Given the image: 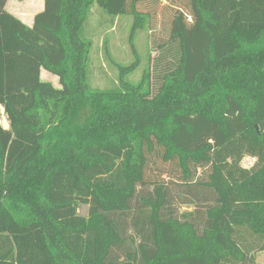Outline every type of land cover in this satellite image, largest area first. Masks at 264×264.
Listing matches in <instances>:
<instances>
[{
  "label": "trees",
  "instance_id": "obj_1",
  "mask_svg": "<svg viewBox=\"0 0 264 264\" xmlns=\"http://www.w3.org/2000/svg\"><path fill=\"white\" fill-rule=\"evenodd\" d=\"M7 3L0 264H257L264 0H44L32 26ZM93 4L113 23L132 17V36L153 32L158 55L137 84L131 37L136 61L117 64L116 88L91 87Z\"/></svg>",
  "mask_w": 264,
  "mask_h": 264
},
{
  "label": "rangeland",
  "instance_id": "obj_2",
  "mask_svg": "<svg viewBox=\"0 0 264 264\" xmlns=\"http://www.w3.org/2000/svg\"><path fill=\"white\" fill-rule=\"evenodd\" d=\"M36 2L37 0H34V3ZM26 3H29L28 0H10L9 8L7 5L6 9L10 13L12 11L15 12L20 5L25 6ZM90 11L91 15L89 16L87 24L84 26L83 38L92 43L89 51V78L91 87L95 90L102 91L116 88L119 75L117 64L128 66L136 61V56L133 54L130 45L131 37L137 51L139 65L126 79L130 83L137 84L145 68L149 65V58L151 57L153 61L158 55L155 51L151 50L153 32L147 29L144 31L137 30L132 36V17L121 16L116 18L113 23V19L99 6L93 4ZM35 16L36 14L26 19V23L28 22L32 26ZM159 16L163 17L161 12H159ZM154 25L157 26L158 29H161L163 27V21L158 19ZM106 52L108 54H106ZM41 78L45 82H50L56 88L60 87L58 78L46 71L42 70ZM7 123L8 122H3L2 126L5 127L8 125L7 128L10 129L9 123ZM254 161L255 159L253 158L245 157L242 161V165L251 167ZM80 213L82 216L86 217L87 208H81ZM263 258L264 253L258 256V260Z\"/></svg>",
  "mask_w": 264,
  "mask_h": 264
},
{
  "label": "crops",
  "instance_id": "obj_3",
  "mask_svg": "<svg viewBox=\"0 0 264 264\" xmlns=\"http://www.w3.org/2000/svg\"><path fill=\"white\" fill-rule=\"evenodd\" d=\"M29 3H26L25 6H19L17 10L14 12L12 11L11 14L15 15L19 19H21L26 25L31 26L28 22L26 23V19L32 17L33 15H37L38 13L44 10V0H37L34 3V0H28ZM10 0H8V8H9ZM33 13V14H32ZM264 252L258 253L257 257V264H264V258L258 260V256Z\"/></svg>",
  "mask_w": 264,
  "mask_h": 264
},
{
  "label": "built area",
  "instance_id": "obj_4",
  "mask_svg": "<svg viewBox=\"0 0 264 264\" xmlns=\"http://www.w3.org/2000/svg\"><path fill=\"white\" fill-rule=\"evenodd\" d=\"M0 115H1V124L3 125V122L4 123H6V122H8V120H7V116H6V114H5V109L2 107L1 108V112H0ZM2 117H3V119H2ZM9 123V122H8ZM4 127V126H3ZM5 128V127H4ZM5 129H8V128H5Z\"/></svg>",
  "mask_w": 264,
  "mask_h": 264
},
{
  "label": "bare ground",
  "instance_id": "obj_5",
  "mask_svg": "<svg viewBox=\"0 0 264 264\" xmlns=\"http://www.w3.org/2000/svg\"><path fill=\"white\" fill-rule=\"evenodd\" d=\"M7 124H8V123H7ZM7 124H6V125H7ZM7 127H8V125H7V126H5V128H7Z\"/></svg>",
  "mask_w": 264,
  "mask_h": 264
}]
</instances>
